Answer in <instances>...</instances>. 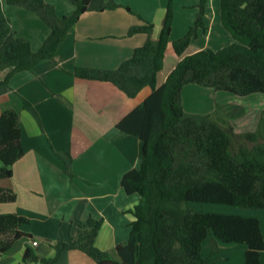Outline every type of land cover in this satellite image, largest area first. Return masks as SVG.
<instances>
[{
    "label": "trees",
    "instance_id": "1",
    "mask_svg": "<svg viewBox=\"0 0 264 264\" xmlns=\"http://www.w3.org/2000/svg\"><path fill=\"white\" fill-rule=\"evenodd\" d=\"M68 1L75 5V11L60 15L47 0H6L10 5L33 11L49 26L50 33L37 51L28 38L14 33L0 1V70L8 71L1 83L8 84L17 72L31 70L39 61L55 57L70 29L89 10L91 0ZM119 5L115 0H102L99 10ZM205 5L206 0H201L195 23L174 40L180 59L160 87L157 74L164 66L172 31V0L157 40L148 38L115 69L75 68V75L110 81L130 97L146 85L153 88L116 125L142 143L140 166L128 170L121 180L125 192L139 194L140 201L132 211L128 239L115 248L118 259L96 245L103 221L90 217L77 223V237L57 242L56 255L40 259L42 264H53L70 249L87 253L98 264H214V256L221 251L219 241L245 244V264H264V235L259 218L195 211L188 205L208 202L264 209V110L256 131L237 134L210 114L186 111L182 99L188 84L241 97L264 95V0H220L221 22L233 42L219 50L189 52L199 28L207 29ZM153 26L150 22L135 25L128 34L150 35ZM23 101L26 107L30 105ZM228 107L231 116L244 113L240 103ZM240 141L235 148V142ZM247 142L254 144L249 146ZM24 154L19 112L6 109L0 114V202L17 199L11 181L13 165ZM66 172L73 176L67 167ZM28 222L26 216L16 212L0 213V255L19 239L33 238L21 230ZM209 239L210 253L204 256ZM23 259L36 256L27 249Z\"/></svg>",
    "mask_w": 264,
    "mask_h": 264
},
{
    "label": "crops",
    "instance_id": "2",
    "mask_svg": "<svg viewBox=\"0 0 264 264\" xmlns=\"http://www.w3.org/2000/svg\"><path fill=\"white\" fill-rule=\"evenodd\" d=\"M0 1L12 19L14 33L28 38L32 49L39 50L50 33L49 26L33 11ZM47 1L55 5L60 15L71 14L76 8L68 0ZM115 1L120 5L99 10L102 0H91L89 10L70 29L53 59L41 60L31 70L17 72L8 84L1 83L8 71L0 70V114L9 108L19 112L25 150L13 165L11 181L17 199L0 202V213L26 216L29 222L21 230L33 235L32 239H19L1 254L0 264H42L40 259L56 255L57 242L77 237V223L90 217L102 218L95 243L113 259H118L116 246L129 237L132 211L140 196L127 194L121 180L141 163L142 143L116 125L153 88L146 85L130 97L110 81L82 78L74 70L78 66L115 69L148 38L157 40L169 0ZM172 1V31L164 66L157 74V87L180 59L173 42L195 23L201 0ZM215 1L211 0L212 7L206 0L207 29L199 28L198 36L192 39L193 51L219 50L233 42L221 22L220 0ZM147 22L154 25L150 35L128 34L132 26ZM169 59L173 65L167 71ZM24 99L30 103L28 107ZM234 214L259 218L264 235V209L248 208ZM33 240L37 245H33ZM218 243L221 251L214 256V264H245V244ZM27 249L36 259L24 261ZM261 258L264 262V251ZM53 264L98 263L87 253L70 249Z\"/></svg>",
    "mask_w": 264,
    "mask_h": 264
},
{
    "label": "rangeland",
    "instance_id": "3",
    "mask_svg": "<svg viewBox=\"0 0 264 264\" xmlns=\"http://www.w3.org/2000/svg\"><path fill=\"white\" fill-rule=\"evenodd\" d=\"M217 1L218 0H216L215 2L217 3ZM209 2L213 7V3L211 2V0H209ZM192 46L193 45L189 47V52H193ZM172 65L173 61L169 59L166 65V70L168 71V69H170ZM182 99L183 106L186 111L190 113H208L214 119H217L219 123H221L225 128H231L237 134H244L247 132L256 131L258 129L259 122L264 110V95L251 94L245 97H241L235 96L226 91H217L215 89L202 87L197 84L186 85L182 92ZM235 103H240L244 108V113L237 117L231 116L228 107L229 105ZM212 107L213 109H211ZM209 111L211 113H209ZM241 143L242 141L235 142V148H237L238 145ZM247 144L251 146L254 143L247 142ZM188 205L195 211L215 212L224 214H234L239 213L240 211L248 210V208L245 207H238L232 205L230 206L228 204L221 203L189 202ZM209 243L210 239L209 241L207 240L205 243V248L203 249L204 256L206 255V253L208 255L210 253Z\"/></svg>",
    "mask_w": 264,
    "mask_h": 264
},
{
    "label": "built area",
    "instance_id": "4",
    "mask_svg": "<svg viewBox=\"0 0 264 264\" xmlns=\"http://www.w3.org/2000/svg\"><path fill=\"white\" fill-rule=\"evenodd\" d=\"M32 243L33 245H37L38 242L36 240H33Z\"/></svg>",
    "mask_w": 264,
    "mask_h": 264
}]
</instances>
